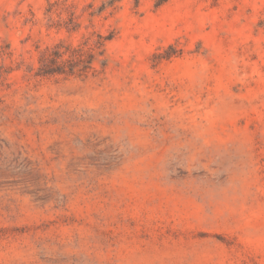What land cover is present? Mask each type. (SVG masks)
<instances>
[{
  "label": "rangeland",
  "instance_id": "374dc122",
  "mask_svg": "<svg viewBox=\"0 0 264 264\" xmlns=\"http://www.w3.org/2000/svg\"><path fill=\"white\" fill-rule=\"evenodd\" d=\"M0 264H264V0H0Z\"/></svg>",
  "mask_w": 264,
  "mask_h": 264
},
{
  "label": "trees",
  "instance_id": "16d2710c",
  "mask_svg": "<svg viewBox=\"0 0 264 264\" xmlns=\"http://www.w3.org/2000/svg\"><path fill=\"white\" fill-rule=\"evenodd\" d=\"M100 39L105 42L111 37H101ZM61 47V45L56 46L51 53L40 59L37 76L46 77L54 73H63L66 67L70 73L75 69L83 72L92 68L91 65L96 56L95 47L84 44L76 48L65 46L63 51L60 50Z\"/></svg>",
  "mask_w": 264,
  "mask_h": 264
}]
</instances>
